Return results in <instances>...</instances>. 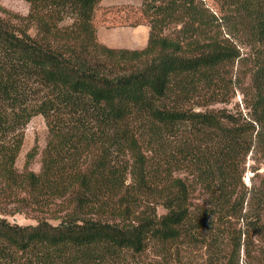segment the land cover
Here are the masks:
<instances>
[{"label":"trees","instance_id":"1","mask_svg":"<svg viewBox=\"0 0 264 264\" xmlns=\"http://www.w3.org/2000/svg\"><path fill=\"white\" fill-rule=\"evenodd\" d=\"M26 1L0 3V264H129L150 247L182 264L197 243L207 264H264V175L240 170L264 156V2L220 0L218 16L142 0L148 43L126 48L98 39L101 0ZM234 89L246 110L227 106ZM37 114L40 170L38 144L19 170Z\"/></svg>","mask_w":264,"mask_h":264},{"label":"rangeland","instance_id":"2","mask_svg":"<svg viewBox=\"0 0 264 264\" xmlns=\"http://www.w3.org/2000/svg\"><path fill=\"white\" fill-rule=\"evenodd\" d=\"M211 10H213L218 16L225 14L222 2L220 0H203ZM264 2V0H262ZM108 5H104L100 9L98 15L100 18H96L98 21H105L110 26L119 25H137V23L144 22L145 16L142 12V0H131L128 2H122V0H111L108 1ZM2 6L11 10L12 12L25 15L29 11V3L26 0H0ZM127 48V47H126ZM245 50V49H244ZM239 67H235V73H237ZM235 95L231 98V103L227 106L230 109L233 107H239L243 110L242 94L239 89H234ZM216 106H223V104H217ZM234 110V109H233ZM48 128L45 118L41 114L34 115L27 123L24 129V141L22 148L16 160V166L19 170L23 169L26 154L32 148L34 144H38L39 153L31 163L30 167L39 171L41 162V151L44 148L47 140ZM256 158V159H253ZM260 166V174L264 175V156L254 152L249 153L246 156L245 162L240 165V170H243L242 179L246 185H250L254 180L256 183L261 181L259 176H255L251 170V166ZM254 176V179H253ZM159 211L163 212L164 209L159 207ZM12 221H17L22 224L35 223L36 220L31 215H25L24 213H16L13 216H9ZM154 247H150L141 256L133 258L129 261V264H168L165 257L158 255L155 252ZM182 264H207L206 247L202 246L201 243L192 245H182L179 247ZM157 250V249H156ZM243 258L244 254L241 253Z\"/></svg>","mask_w":264,"mask_h":264},{"label":"crops","instance_id":"3","mask_svg":"<svg viewBox=\"0 0 264 264\" xmlns=\"http://www.w3.org/2000/svg\"><path fill=\"white\" fill-rule=\"evenodd\" d=\"M111 0H101L96 8L94 23L97 27L98 39L111 47L142 48L147 45L149 39L150 25L147 19L137 25L110 26L105 21H98L100 9L108 5ZM131 0H122L128 2ZM100 14V13H99Z\"/></svg>","mask_w":264,"mask_h":264}]
</instances>
